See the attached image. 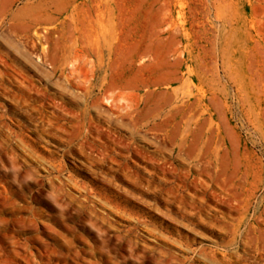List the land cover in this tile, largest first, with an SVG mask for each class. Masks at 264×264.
<instances>
[{
    "label": "rangeland",
    "instance_id": "obj_1",
    "mask_svg": "<svg viewBox=\"0 0 264 264\" xmlns=\"http://www.w3.org/2000/svg\"><path fill=\"white\" fill-rule=\"evenodd\" d=\"M0 264H264V0H0Z\"/></svg>",
    "mask_w": 264,
    "mask_h": 264
},
{
    "label": "bare ground",
    "instance_id": "obj_2",
    "mask_svg": "<svg viewBox=\"0 0 264 264\" xmlns=\"http://www.w3.org/2000/svg\"><path fill=\"white\" fill-rule=\"evenodd\" d=\"M25 56L27 57V59L29 60V61H31V59H30V54L28 53V52H25ZM37 61H39V59H36ZM97 110L99 111V112H104L103 110H101V108L98 106L97 107Z\"/></svg>",
    "mask_w": 264,
    "mask_h": 264
}]
</instances>
